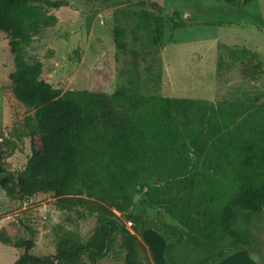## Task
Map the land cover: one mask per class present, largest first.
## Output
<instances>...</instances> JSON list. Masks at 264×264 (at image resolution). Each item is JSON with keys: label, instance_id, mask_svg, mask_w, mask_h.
Wrapping results in <instances>:
<instances>
[{"label": "rangeland", "instance_id": "obj_1", "mask_svg": "<svg viewBox=\"0 0 264 264\" xmlns=\"http://www.w3.org/2000/svg\"><path fill=\"white\" fill-rule=\"evenodd\" d=\"M50 1L64 5L31 6L38 32L25 59L43 64L57 100L77 92L100 94L103 110L89 121L101 133L118 134L124 128L121 105L111 98L122 89L189 100L193 111L227 112L234 118L224 137L227 145L264 138V0ZM7 44V36L1 37L0 264H13L26 248L31 257L53 260L62 232L85 240L105 214L126 227L131 213L179 226L168 214L178 199L166 192V179L143 178L132 187L129 200L89 197L80 185L64 198L52 193L27 198L16 190L7 194L30 157L29 133L35 125V110L13 97L9 75L14 65ZM192 151L190 171L199 169L207 154L197 160ZM208 151L211 169L227 175L231 168L223 149L213 141ZM250 231L255 246L230 255L263 264L264 212L252 216ZM135 238L145 250L143 264H165L163 237L149 230ZM119 242L117 237L114 251L96 264H123Z\"/></svg>", "mask_w": 264, "mask_h": 264}, {"label": "trees", "instance_id": "obj_2", "mask_svg": "<svg viewBox=\"0 0 264 264\" xmlns=\"http://www.w3.org/2000/svg\"><path fill=\"white\" fill-rule=\"evenodd\" d=\"M35 4L51 9L64 5L50 0H0V32L8 38L14 65L11 91L15 100L35 110L30 157L7 194L16 190L27 198L49 193L64 198L74 195L80 185L89 197L129 200L132 187L143 178L166 179V192L178 199L168 214L179 226L131 213L126 227L105 214L85 240L62 232L53 260L31 257L26 248L13 264H96L114 251L117 237L123 264H143L145 250L135 234L149 230L166 242L165 264H218L230 254L253 248L252 216L264 212V138L248 145H227L224 137L234 122L227 112L193 111L189 100L139 91L127 94L122 89L111 98L121 105L124 128L118 134L101 133L89 121L103 110L100 94L77 92L57 100L43 64L26 61L25 49L38 32L31 15ZM213 141L224 151L231 168L227 175L211 169L208 150ZM189 149L197 160L207 152L199 169H188Z\"/></svg>", "mask_w": 264, "mask_h": 264}, {"label": "crops", "instance_id": "obj_3", "mask_svg": "<svg viewBox=\"0 0 264 264\" xmlns=\"http://www.w3.org/2000/svg\"><path fill=\"white\" fill-rule=\"evenodd\" d=\"M3 36H6V35L4 33L0 32V38ZM231 261H232V264H241L242 262H249L250 264H258L256 261H254L250 258H247L243 255H240V254L230 255L229 258L222 261L221 264H226V263L231 262Z\"/></svg>", "mask_w": 264, "mask_h": 264}]
</instances>
